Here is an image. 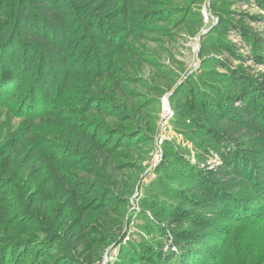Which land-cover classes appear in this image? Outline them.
Masks as SVG:
<instances>
[{"label": "rangeland", "instance_id": "obj_1", "mask_svg": "<svg viewBox=\"0 0 264 264\" xmlns=\"http://www.w3.org/2000/svg\"><path fill=\"white\" fill-rule=\"evenodd\" d=\"M24 1L0 0V264L195 237L188 264H264V0H37L50 35Z\"/></svg>", "mask_w": 264, "mask_h": 264}, {"label": "trees", "instance_id": "obj_2", "mask_svg": "<svg viewBox=\"0 0 264 264\" xmlns=\"http://www.w3.org/2000/svg\"><path fill=\"white\" fill-rule=\"evenodd\" d=\"M24 4H29L30 6H33L36 10H38L39 9V11L37 12V14H34L35 16V18L33 19L31 16H32V13H29V12H27V11H25V14H24V17H27L26 19H25V21H26V27H27V23H28V21L29 20H31V22H34L33 24H35V26H37V24L36 23H38V25L39 26H41V22L42 21H45L46 23H45V25H44V28H43V30H44V35H50V32L49 31H52L53 32V34L57 31V33H59L60 34V32L63 34V28L61 27V26H63V27H66L64 24L66 23V21L62 18V16H61V13L63 12V11H56V10H54V9H52L49 5H46L45 3H38V1L37 0H33V2H29V1H24ZM29 10H31V8L29 7ZM32 11V10H31ZM31 27V26H30ZM29 27V28H30ZM53 29H52V28ZM40 28V27H39ZM48 28H50V30H48ZM31 29V28H30ZM34 30V29H33ZM33 30H32V32H33ZM56 30V31H55ZM57 36L59 37V39H58V42H60L61 41V39L60 38H62L60 35H58L57 34ZM58 46L56 45V46H54V48L57 50V52H58V54H63V48H61V46L59 45V47L57 48ZM10 53H11V49L10 48H8V50L6 51V61H8L9 60V58H10ZM9 64H7V66H8ZM3 70H4V68H3ZM4 73H5V75H4V77H12V74L10 73V71H9V68L8 69H6V71L4 70ZM5 79V78H4ZM11 86L9 85L8 87H7V89H8V91H13L12 90V88H10ZM48 94H49V92L48 93H46V96H48ZM200 221L201 222H203V221H206V218H204V219H200ZM207 221H209V220H207ZM206 221V222H207ZM196 223V222H195ZM204 223V222H203ZM201 225H203V226H205V224H201ZM208 230H204V232H207ZM203 232V233H204ZM176 238H178V237H176ZM188 238H193V236H189ZM203 237H200L199 239L197 238V237H195V239L196 240H194V243L197 241L199 244H202V241L204 240V239H202ZM186 239H176V241L178 242V241H180L179 242V244H180V246L182 247H184V246H186V249H185V251H181V252H179L178 254H176V255H174L173 257H169V260H170V263H174V264H188V261L189 260H192V261H194V259L196 260L197 258H196V254H192L191 252H190V250H192L193 249V247L195 246L194 245V243H190V244H186L185 241ZM193 242V241H192ZM204 242V241H203ZM4 244L5 243H2V246H4ZM186 244V245H185ZM216 247H217V245H216ZM185 248V247H184ZM188 249H189V254H188ZM193 251V250H192ZM192 264V263H191Z\"/></svg>", "mask_w": 264, "mask_h": 264}]
</instances>
